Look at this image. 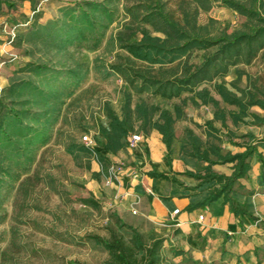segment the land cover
<instances>
[{"label": "rangeland", "instance_id": "374dc122", "mask_svg": "<svg viewBox=\"0 0 264 264\" xmlns=\"http://www.w3.org/2000/svg\"><path fill=\"white\" fill-rule=\"evenodd\" d=\"M82 1L33 0L28 13L0 5V98L6 107L11 106V100H19L8 89L22 80H31L39 88L27 90L22 101L15 103L20 110L30 102L23 119L32 128L29 137L10 130L12 141L0 147V264H107L108 251L89 236L108 237L110 228L119 230L120 223L113 208L88 190L83 167L88 166L89 155L82 153L76 158L70 147L75 151L91 147L83 139L90 134L89 126L102 120L107 104H124L126 92L132 95L133 106L143 101L160 108L173 104L155 95L152 88L138 92L111 68L112 63H129L143 70L149 66L119 42L118 34L131 22L124 0L116 2L118 17L98 47H93L92 39L96 30H86V39L72 44L68 39L77 31L62 27V22L59 28L51 24L62 19V8ZM164 1L178 19L183 18V6L196 5L192 0ZM241 1L260 7V0ZM210 2V10L198 7L197 18L212 34L250 30L259 23L222 0ZM41 25L48 29L35 32ZM201 54L196 51L191 61L200 62ZM37 64L47 67L36 74ZM241 64L254 88L258 75L264 73V49L251 63ZM108 72L111 75L107 76ZM72 91L75 93L70 96ZM3 116L0 103V119ZM146 229L142 238L150 244L155 235ZM120 232L133 243L131 231ZM157 234L163 249L166 237L163 232ZM163 257L165 264H174Z\"/></svg>", "mask_w": 264, "mask_h": 264}, {"label": "crops", "instance_id": "0c3cea01", "mask_svg": "<svg viewBox=\"0 0 264 264\" xmlns=\"http://www.w3.org/2000/svg\"><path fill=\"white\" fill-rule=\"evenodd\" d=\"M32 1L14 0L13 8L28 13L32 10ZM239 70L243 72L240 79ZM248 74L243 70V64H239L231 67L223 78L200 87L207 86L220 101V112H223L220 117H216V109L211 104H203L197 99L200 104L195 105L191 92L172 99L170 107H162L176 118L175 104L188 98L187 104L182 106L184 116L174 124L170 150L157 128L148 124L145 131L138 121L135 131L123 138V147L116 152H107L104 149L107 140L100 130L101 125L112 130L107 111L99 123L88 128L90 134L87 135L94 139V145L84 151L70 147V153L76 158L82 153L89 155L88 166L83 167L86 185L96 198L103 199L113 208L120 223L119 230L131 231L133 235L128 227L133 226L143 234L148 227L155 235L154 239H158L157 233L163 232L166 240L160 254L174 264H264V123L255 118V115L264 117V107L252 105L246 109V114H242L239 105L224 102L214 88L216 81H224L230 91L239 97L244 95L247 100L249 92H256ZM242 83L245 85H240ZM257 95L263 96L261 92ZM123 105L117 102L110 106L122 117ZM132 107L135 109L136 106ZM158 115L159 112L155 120ZM187 130L202 140V150L217 145L225 155L243 152L248 146L256 148L249 158V172L237 180L231 193L237 206L247 213L235 214L224 197L203 203L218 185H215L216 180L206 181L190 174L204 175L209 162L190 153L192 143ZM134 133L142 135L140 142L133 143ZM98 153L102 154L104 164L99 161ZM210 158L216 161L212 166L215 175L233 173L235 163L219 161L214 154H210ZM177 208L180 213L174 215Z\"/></svg>", "mask_w": 264, "mask_h": 264}, {"label": "trees", "instance_id": "16d2710c", "mask_svg": "<svg viewBox=\"0 0 264 264\" xmlns=\"http://www.w3.org/2000/svg\"><path fill=\"white\" fill-rule=\"evenodd\" d=\"M118 0H84L79 4L64 7L61 9L62 19L51 21L55 28L62 22V27L69 26V31H77L74 36L69 37V43L86 39V30H96L93 36L94 46L98 47L104 41L106 32L118 17ZM124 8L131 17V22L125 26V32L118 34L121 47L126 49L136 60L147 63L146 70L135 67L129 63H112L111 68L123 75L132 87L138 92L147 89H154V94L165 99L181 98L184 92H191V98L195 105L211 104L216 109V117H220L221 104L211 90L204 86L217 78H223L231 67L245 62L247 64L264 49V0H260V7L248 6L241 0H222L223 4L233 8L250 18L256 19L259 23L250 30H238L232 33L223 32L212 34L208 26L199 23L197 14L198 7L206 10L212 8L210 0H192L196 5L193 8L182 7L183 18H176L166 7L164 0H124ZM186 1V0H184ZM5 3L8 8H13L14 0H0V5ZM144 23L145 25H142ZM146 25H150L148 28ZM47 30V26L41 25L34 29L35 32ZM138 34L141 36L137 38ZM196 51H202L200 62H192L191 59ZM47 66L44 64L35 65V73L43 71ZM74 75L75 72H72ZM111 75L109 72L107 76ZM243 72L239 70V79ZM250 79V78H249ZM256 92H249L250 97L245 100L244 95L238 96L230 91L225 82H215V91L221 95L224 102L239 105L241 113L246 114V109L252 105L264 107V73H260L254 82ZM79 84H77V87ZM33 89L38 91V86L31 80H22L12 84L8 92L11 96L16 95L19 100H11L10 107L4 104V98H0L3 108V117L0 119V147H4L12 141L10 130L16 135L29 137L32 128L24 124V116L30 109V102L27 100L22 109L17 110V101L21 102L26 96V91ZM262 93V97L257 95ZM42 93V92H41ZM74 91L70 96L74 95ZM187 97L181 103L175 104L176 118L168 109H162L157 105H149L145 101L132 107V95L125 93L123 115L120 117L110 106L106 105L108 117L111 119L112 130L100 126V130L106 138L104 149L109 152H116L123 147V138L135 131L138 121H141L140 128L145 130L147 125L157 128L163 135L164 142L169 150L171 149L174 137V124L177 119L182 118V106L187 104ZM26 101V100H25ZM159 112L156 120V114ZM223 120L225 116H222ZM257 121L264 123V117L255 115ZM76 119V118H75ZM77 121V120H76ZM38 133V132H37ZM186 134L192 143L191 154L201 160L209 162L204 175L201 173H190L191 175L206 181L216 180L211 195L203 200V203H210L220 197L229 202L232 211L239 215L242 210L231 197L233 188L238 179L245 177L250 170L249 158L253 156L256 148L248 146L243 152L232 154L228 152L223 155L221 148L217 145H209L202 150L203 142L191 130ZM251 137H254L251 135ZM264 141V136L263 139ZM99 154V161L104 164L102 154ZM210 154L217 156L222 162L235 163L231 175L217 174L212 169L216 163L210 158ZM264 165V162H263ZM153 175L156 174L153 173ZM23 183V182H22ZM133 231L132 242L130 243L122 232L110 228V235L103 237L97 234L90 235V239L103 246L109 253L107 264H165L164 257L160 254L162 240L154 239L150 244H145L142 234L137 228L128 226ZM143 251L144 254H140ZM70 264H83L71 262Z\"/></svg>", "mask_w": 264, "mask_h": 264}, {"label": "built area", "instance_id": "2783aa9c", "mask_svg": "<svg viewBox=\"0 0 264 264\" xmlns=\"http://www.w3.org/2000/svg\"><path fill=\"white\" fill-rule=\"evenodd\" d=\"M83 139H84L85 143H87L88 145H91V146H92V145L95 144L94 139H93L90 135H85V136L83 137ZM132 140H133V143H138V142H140V141L142 140V135L139 134V133H134V134L132 135ZM179 213H180V209L177 208V209L174 211V215H178ZM203 218H204V216L201 215V216H200V219L203 220Z\"/></svg>", "mask_w": 264, "mask_h": 264}]
</instances>
